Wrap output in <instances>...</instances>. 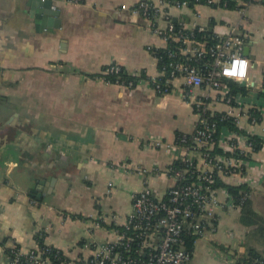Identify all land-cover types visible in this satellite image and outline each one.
Listing matches in <instances>:
<instances>
[{"label":"crops","instance_id":"1","mask_svg":"<svg viewBox=\"0 0 264 264\" xmlns=\"http://www.w3.org/2000/svg\"><path fill=\"white\" fill-rule=\"evenodd\" d=\"M140 1L0 0V264H11L10 248L27 253L40 240L79 257L87 239L113 238L109 231L126 222L135 193L150 186L164 196L176 154L153 143L174 144L195 131V97L214 113L232 109L237 127L264 142V101L255 88L231 106L221 92L180 78L169 91L156 90L151 80L162 74L152 50L168 45L130 11ZM172 11L190 30L248 34L251 77L263 79L264 0L246 16L207 5ZM113 64L148 81L111 84L102 73ZM252 108L261 122H251ZM254 160L251 199L264 223V146ZM229 195L221 188L216 222L195 242L191 264H237L250 250L262 252L264 228L246 225Z\"/></svg>","mask_w":264,"mask_h":264},{"label":"built area","instance_id":"2","mask_svg":"<svg viewBox=\"0 0 264 264\" xmlns=\"http://www.w3.org/2000/svg\"><path fill=\"white\" fill-rule=\"evenodd\" d=\"M258 1L261 0H206V3L201 0H142L131 7L130 11L144 17L153 33L161 37L168 47L171 43L181 45L177 49L178 53L170 54L173 58L178 54L187 57L186 62L170 65L172 71L166 86L180 78L191 88L207 87L221 92L226 104L231 106L239 101L230 94L224 79L260 92L264 88V72L263 79L258 84L251 77L252 62L244 55L248 34L235 27L225 33L217 32V43L208 47L205 42L194 40L188 34L192 30L184 22L174 20L172 10L199 5L228 9L232 4L235 10L246 16L248 8ZM205 56H210L213 61V69L208 74L187 63L191 58L201 59ZM120 72L121 67L113 64L104 71V76ZM142 74L136 72L130 75L141 84L148 81L142 78ZM161 74L165 76V73ZM151 82L160 92L166 88L159 80ZM134 86V82H130L127 87ZM190 102L198 114L195 131L190 136L184 135L176 139L174 144L161 140L153 143L155 147L165 148L176 154L174 163L167 171L174 183L164 196L150 186L135 193L132 211L126 222L122 226L115 224L109 231L113 238L105 241L87 239L79 257L66 258L61 251L40 244L27 253H23L18 247L10 248L7 253L11 264H191L192 253L185 246V237L194 238L195 241L204 239L216 222L214 208L219 205L221 190L215 187L217 178H237L235 185H248L252 190V185L256 182L253 174L258 165L255 164V152L248 135L224 130L223 133L228 131L227 136H222L216 142L218 128L216 123L210 124V118L216 113L196 97ZM225 114L235 118L238 125L232 109ZM251 122L258 123L255 118ZM222 144H225V148ZM216 146L224 150L226 155L213 156L211 151ZM227 153L231 155L228 156ZM251 190L244 193L242 204L252 197ZM229 197L234 200L231 207H235L234 197Z\"/></svg>","mask_w":264,"mask_h":264},{"label":"trees","instance_id":"3","mask_svg":"<svg viewBox=\"0 0 264 264\" xmlns=\"http://www.w3.org/2000/svg\"><path fill=\"white\" fill-rule=\"evenodd\" d=\"M202 3H206V0H201ZM228 9H236L234 5L230 4ZM176 26H178V22L175 23ZM193 36L194 40L205 42L208 47L213 46L217 43V38L216 35L213 32H209L208 30H201L200 28L192 30V33H188ZM180 44L177 43H171L169 44V47L166 49H153L152 52L156 56L159 62V71L160 73H165V76H161L158 78L159 83L166 86L165 83L167 79H169L171 75L172 68L170 67L171 64H176L178 62H186L187 57L182 56L181 54H178L176 58H173L170 54L171 53H178V48L180 47ZM191 66L199 69L201 72L204 74H208L212 69H213V61L210 56H205L204 58H191L190 61H187ZM121 67V66H120ZM108 68V67H107ZM106 68V69H107ZM105 69V70H106ZM102 75L104 76V71ZM105 77V76H104ZM111 84H117V85H126L128 86L130 82H134V85L137 86L138 83L130 75L127 70L121 67V72L119 74H114V75H107L105 77ZM143 79H148L146 73L142 74ZM225 84L228 85V88L230 90V94L232 96H237V95H245L247 96L251 89L241 86L240 84L229 80V79H224ZM171 89V84L166 86L165 91H169ZM260 99L264 101V88L261 92H259ZM250 115V120L256 119V121L259 123L261 122L262 119V114L260 111L257 110V108H252L249 112ZM211 123H216L217 128H218V133L215 135V140L216 142L221 139V136L223 134L224 130H231L235 131L240 134H245V132H242L236 124V120L233 117L228 116L225 113H216L214 117L210 118V124ZM248 135V134H247ZM184 136V134H178L177 138H181ZM190 136V135H187ZM249 138L251 139V144L253 146L254 152H259L262 150L264 146V142L258 137L248 135ZM211 154L214 155H226L224 150L219 148L218 146L215 147L214 150L211 151ZM227 155H231L228 154ZM178 167V164H177ZM221 180L217 178V182L215 187L216 188H225L228 190V192L234 197L236 205L242 207L243 215H244V222L246 225H255L258 224L260 227L261 231V222L263 219L258 215V213L254 209V203L253 199H249L244 204H242L241 198L243 197L245 192H249L251 189L249 188L248 185H242V186H237L234 183H236L237 178L227 180ZM257 220V223L256 221ZM185 246L187 250L191 251L193 255V249L195 245V239L194 238H187L185 237ZM39 244L44 245V242L40 240ZM237 264H264V255H262L259 251L257 252L256 250H250L247 255L238 257L237 259Z\"/></svg>","mask_w":264,"mask_h":264},{"label":"water","instance_id":"4","mask_svg":"<svg viewBox=\"0 0 264 264\" xmlns=\"http://www.w3.org/2000/svg\"><path fill=\"white\" fill-rule=\"evenodd\" d=\"M50 3V7H52L53 6V4H51V2H49ZM49 14L51 15V16H58V13H56V12H49ZM210 32H212V30H210ZM249 54H250V47L249 46H247L246 48H245V50H244V55L246 56V57H248L249 56Z\"/></svg>","mask_w":264,"mask_h":264},{"label":"rangeland","instance_id":"5","mask_svg":"<svg viewBox=\"0 0 264 264\" xmlns=\"http://www.w3.org/2000/svg\"><path fill=\"white\" fill-rule=\"evenodd\" d=\"M261 226L264 228V223L261 224ZM258 245H260V247H262V250H261L262 252L261 253H262V255H264V238L260 239V242H259Z\"/></svg>","mask_w":264,"mask_h":264}]
</instances>
